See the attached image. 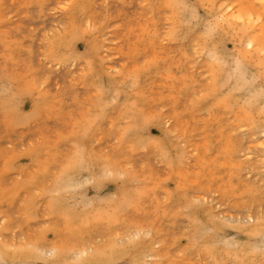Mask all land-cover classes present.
<instances>
[{"label":"rangeland","instance_id":"374dc122","mask_svg":"<svg viewBox=\"0 0 264 264\" xmlns=\"http://www.w3.org/2000/svg\"><path fill=\"white\" fill-rule=\"evenodd\" d=\"M262 1L0 0V264H264Z\"/></svg>","mask_w":264,"mask_h":264},{"label":"bare ground","instance_id":"6f19581e","mask_svg":"<svg viewBox=\"0 0 264 264\" xmlns=\"http://www.w3.org/2000/svg\"><path fill=\"white\" fill-rule=\"evenodd\" d=\"M212 1V0H211ZM242 1V0H241ZM260 1H262V0H260ZM230 2V1H229ZM240 2V1H239ZM262 2H264V1H262ZM208 3H210L209 1H208ZM246 4V3H245ZM250 4V6H251V3H249ZM264 4V3H263ZM220 5V4H219ZM240 5V4H239ZM242 5H244V4H242ZM253 5V4H252ZM221 6V5H220ZM246 6V5H245ZM245 6H244V9L243 10H247V9H245ZM264 6V5H263ZM247 7H248V5H247ZM222 8V7H221ZM262 8V7H261ZM240 9V8H239ZM264 8H262V10H263ZM241 10V9H240ZM256 10H257V8H256ZM235 11H237V10H235ZM260 11H261V9H260ZM222 12V11H221ZM247 12V11H246ZM259 12V11H258ZM262 12V11H261ZM248 13V12H247ZM244 14H246L245 12H244ZM258 14H260V13H258ZM218 15V14H217ZM219 17H220V14L218 15ZM217 16V17H218ZM222 16V15H221ZM227 16H229V15H227ZM227 16L226 15H224V17L225 18H223V19H226L227 18ZM222 18V17H221ZM220 18V19H221ZM223 19H221V20H223ZM228 19V18H227ZM219 20V19H218ZM260 20V17H259V15H256L253 11L252 12H250V13H248V15H243V14H239V13H233L232 15H230V20L228 19V21L230 22V21H232V22H230L231 24L232 23H234L233 25L235 26H237V31L239 32V33H241V35L244 37V36H248V43L246 42V44H249V46H251V47H253V50H254V52L255 53H262V52H264V45H260L259 44V42H258V38L260 37V34H257V35H251V32L254 30L255 31V25L257 24V22ZM224 21V20H223ZM223 21H222V23H223ZM261 21V20H260ZM215 23V22H214ZM220 23V22H219ZM226 24V23H225ZM262 24H263V22H262ZM216 25H219V24H216ZM223 25V24H222ZM261 25V24H260ZM221 26V25H220ZM229 26H230V24H229ZM216 27H218V26H216ZM210 28H211V26H210ZM222 28V27H221ZM220 28V29H221ZM213 29V28H212ZM222 29H224V27L222 28ZM221 29V30H222ZM207 30V29H206ZM214 30V29H213ZM220 30V31H221ZM212 31V30H211ZM219 31V30H218ZM235 32V31H234ZM237 32V33H238ZM257 32V31H256ZM209 33V32H208ZM228 33V32H227ZM261 35L263 36V38H264V27H262V30H261ZM255 34V33H254ZM236 35V34H235ZM229 36V35H228ZM237 36V35H236ZM241 36V37H242ZM235 37V36H234ZM242 37V38H243ZM239 38V37H238ZM236 39V38H235ZM241 43V42H240ZM239 43V44H240ZM247 47V46H246ZM247 48H250V47H247ZM264 54V53H263ZM245 55V54H244ZM244 57V56H243ZM252 57H254V55L252 56ZM251 57V58H252ZM212 58V57H211ZM255 59V58H254ZM254 61V60H253ZM259 63H261L260 61H259ZM257 64V63H256ZM263 133H264V130H263ZM264 135V134H263ZM261 146V145H260ZM261 147H263V146H261ZM141 232V231H140ZM137 234V233H136ZM133 236H134V234H133ZM63 246V245H62ZM62 246H59V245H56V246H54L53 248H51L50 249V251H51V253H52V255H51V257H50V259H49V263L48 264H61V258H60V255H62V253H63V248H61ZM66 247V246H65ZM67 248V247H66ZM74 248V247H73ZM79 248V247H78ZM68 249H70V248H68ZM80 249V248H79ZM73 250V249H72ZM94 250V249H93ZM74 251V250H73ZM65 252H67V251H65ZM76 252V251H75ZM85 252H87V250H80L79 252H78V254H80V255H83ZM79 256V255H78Z\"/></svg>","mask_w":264,"mask_h":264}]
</instances>
